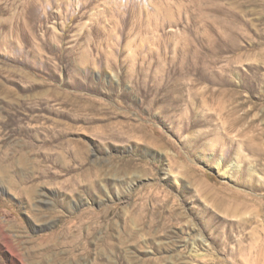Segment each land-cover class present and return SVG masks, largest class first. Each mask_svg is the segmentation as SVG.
I'll return each mask as SVG.
<instances>
[{"label":"rangeland","instance_id":"obj_1","mask_svg":"<svg viewBox=\"0 0 264 264\" xmlns=\"http://www.w3.org/2000/svg\"><path fill=\"white\" fill-rule=\"evenodd\" d=\"M263 134L264 0H0V264H264Z\"/></svg>","mask_w":264,"mask_h":264},{"label":"bare ground","instance_id":"obj_2","mask_svg":"<svg viewBox=\"0 0 264 264\" xmlns=\"http://www.w3.org/2000/svg\"><path fill=\"white\" fill-rule=\"evenodd\" d=\"M234 112V108H231L229 109L228 111H225L224 112V115L226 116V118L223 119L222 121V128H223V131L227 134V131L229 129H234L235 128V125L237 124H240L241 122L245 121L246 119H248L247 117L249 115L245 114V113H242L241 115H239L238 117L237 116H234L230 121H227V118H228V115L232 114ZM253 123V121L251 120L250 122H248V126H251ZM264 135V134H263ZM262 137V136H261ZM225 142V141H224ZM222 148V147H221ZM224 149V148H223ZM249 149V148H248ZM251 150V149H250ZM234 167V166H233ZM200 184V189L199 191H206L210 188H208L203 182L199 183ZM211 191V189H210ZM18 258L21 259V257L18 256Z\"/></svg>","mask_w":264,"mask_h":264}]
</instances>
